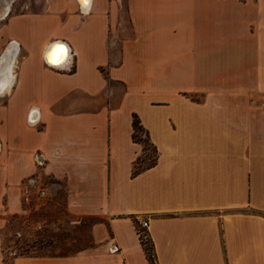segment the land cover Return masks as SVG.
Returning a JSON list of instances; mask_svg holds the SVG:
<instances>
[{
  "label": "crops",
  "instance_id": "1",
  "mask_svg": "<svg viewBox=\"0 0 264 264\" xmlns=\"http://www.w3.org/2000/svg\"><path fill=\"white\" fill-rule=\"evenodd\" d=\"M18 1L0 20V264L28 177L64 192L68 225L98 218L93 264H149L145 219L156 264H264V0H125V20L121 0ZM55 41L65 66L44 60ZM134 114L157 154L136 175Z\"/></svg>",
  "mask_w": 264,
  "mask_h": 264
},
{
  "label": "rangeland",
  "instance_id": "2",
  "mask_svg": "<svg viewBox=\"0 0 264 264\" xmlns=\"http://www.w3.org/2000/svg\"><path fill=\"white\" fill-rule=\"evenodd\" d=\"M125 2L121 0L120 7L124 20ZM21 4L22 0H19L16 11L21 9ZM138 135L145 138L144 132ZM142 147L144 150L136 166L148 163L155 154L148 143L145 145L142 142ZM63 198L64 192L60 191L54 197L45 198L36 204L21 202L27 213V218L24 219L26 226H9L3 245L5 264H93V258L90 261L82 255L86 249L94 247L90 226L98 218L84 217L79 222L68 225L70 221L64 216ZM36 224H41V228L36 229ZM17 231L21 233L20 237H15ZM8 232L12 234L9 236ZM146 244L151 247L149 238Z\"/></svg>",
  "mask_w": 264,
  "mask_h": 264
},
{
  "label": "built area",
  "instance_id": "3",
  "mask_svg": "<svg viewBox=\"0 0 264 264\" xmlns=\"http://www.w3.org/2000/svg\"><path fill=\"white\" fill-rule=\"evenodd\" d=\"M35 164L37 166H42L43 161L39 154L34 156ZM54 183L52 182H42L36 177H28L22 184L20 190V201L23 204H32L39 203L40 201L47 198L51 192ZM141 229L137 230V235L140 239V242L145 244L148 240L147 228L148 220L140 221ZM37 228H41V224H36ZM15 237H20L21 233L19 231L15 232ZM116 249V248H115ZM114 250V249H113Z\"/></svg>",
  "mask_w": 264,
  "mask_h": 264
},
{
  "label": "trees",
  "instance_id": "4",
  "mask_svg": "<svg viewBox=\"0 0 264 264\" xmlns=\"http://www.w3.org/2000/svg\"><path fill=\"white\" fill-rule=\"evenodd\" d=\"M132 129H133V132H132L133 139L137 142H141V143L144 142L145 145H147V143H148V146L152 147V150H154V153H155L153 158H151L148 163H144V165H142V166H136V164L138 163L139 157L136 159V161L133 164V168H132V175H136L137 173L141 172L142 170L154 165V163L156 162L157 154H156L155 147L149 142L148 135L146 134V131L142 128V126L139 122V119L135 114L133 115V119H132ZM142 132H144L145 138L138 137L139 136L138 133H142ZM142 149L144 150L143 147H142ZM143 249H144L146 257L149 261V264H156L155 260H154V255L152 252V245H151V247H148L147 244L145 243V244H143Z\"/></svg>",
  "mask_w": 264,
  "mask_h": 264
},
{
  "label": "water",
  "instance_id": "5",
  "mask_svg": "<svg viewBox=\"0 0 264 264\" xmlns=\"http://www.w3.org/2000/svg\"><path fill=\"white\" fill-rule=\"evenodd\" d=\"M10 1H11V0H9V2H8L9 4H10ZM1 3H3V2L0 0V4H1ZM56 45H61V46H63V48L65 49V53H64L63 57L61 58V60H60L57 64L53 65V64H50V63L48 62L47 57H48L49 53H51L52 49H53ZM68 59H69V50H68L67 45H66L64 42H62V41H55L54 43H52V44L50 45V47L48 48L47 54L45 55V60H46V62L49 63V64L52 65V66H59V67H60V66H65V65L67 64V62H68ZM35 113H36L35 110H32V111L30 112V114H29V116H28V121H29V122H34V121L36 120V116H34ZM36 114H37V113H36Z\"/></svg>",
  "mask_w": 264,
  "mask_h": 264
},
{
  "label": "snow or ice",
  "instance_id": "6",
  "mask_svg": "<svg viewBox=\"0 0 264 264\" xmlns=\"http://www.w3.org/2000/svg\"><path fill=\"white\" fill-rule=\"evenodd\" d=\"M81 2L86 6L90 2V0H81ZM64 53H65V49L63 48V46L56 45L52 49L51 53H49L47 60L50 64L55 65L61 60Z\"/></svg>",
  "mask_w": 264,
  "mask_h": 264
},
{
  "label": "bare ground",
  "instance_id": "7",
  "mask_svg": "<svg viewBox=\"0 0 264 264\" xmlns=\"http://www.w3.org/2000/svg\"><path fill=\"white\" fill-rule=\"evenodd\" d=\"M3 3H1L0 4V19H2V18H4L6 15H7V13L9 12V6H8V2H9V0H1ZM80 1V3H81V6L83 7V9H84V7H86V6H88V4L85 6L82 2H81V0H79ZM48 51V50H47ZM47 54V52L45 53V55ZM45 55H44V60H45ZM46 61V60H45ZM49 64V63H48ZM13 65L14 64H11V68L13 67ZM11 70V69H10ZM12 75H10L9 76V78H11L12 79ZM8 85V84H7ZM5 90V89H4ZM2 91V90H1ZM1 91H0V93H1Z\"/></svg>",
  "mask_w": 264,
  "mask_h": 264
}]
</instances>
